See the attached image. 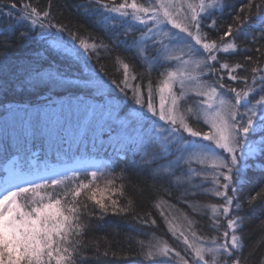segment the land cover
I'll return each instance as SVG.
<instances>
[{
    "label": "trees",
    "instance_id": "1",
    "mask_svg": "<svg viewBox=\"0 0 264 264\" xmlns=\"http://www.w3.org/2000/svg\"><path fill=\"white\" fill-rule=\"evenodd\" d=\"M121 1L101 0V3L115 7L120 5ZM127 1L131 3L134 0ZM142 1L139 0V3H143ZM6 2L18 4L15 12H19L24 4L49 10L54 17V22L59 21L66 25L73 35L79 36L80 40L89 45V49L84 51L80 48V40L75 42L76 50L83 52L82 57H78L75 52H66L53 45L60 40L58 38L70 42L67 32L56 36L48 35L44 38L37 34L38 30H34L25 38H21L19 33L25 25L17 21L15 14L11 19L0 16V45L6 41L11 42L6 53L0 55V85H3L0 87V177L5 163L15 156L19 158L24 168L26 166L31 169L29 160L24 156H29L36 150L40 152V160L35 171L40 170L41 162L47 168L57 164L70 166L55 175L58 179H62L63 183L56 187L37 189L39 196L29 193L27 201L23 197L20 198L21 203L30 204L32 200L41 198L44 203L60 199L62 208L73 205L78 207L81 212V227L84 228L86 225L87 227L84 228L83 235L72 237L73 240H78V244L74 245L78 251L73 254L77 264H160L164 259L160 253L166 246L181 251L183 255L185 245L182 238H176L180 232L192 237V233H195V238L193 237L196 239L195 242L203 240L206 246L215 248L223 244L226 220L218 209L213 210L214 206L220 203L219 199L211 194L215 191V184L213 181H207L209 184L206 185L202 181V174H207L204 170L206 165L181 164L179 169L174 167L173 170H166L163 164L167 162L164 159L158 160L151 169L146 170L138 156L132 153L125 155L114 152L115 146L111 136L116 132L115 126L101 133V138L106 140L109 138L107 141L110 143L97 150L95 155L109 161L104 162L102 168L96 170L95 178L91 176L90 167L75 166L76 159H84L86 155L81 153L80 156V147L73 146L71 141L69 147H65L67 144L63 143V147L57 149L55 145L48 147L35 137L23 135L20 136L21 144L13 143L12 135L26 134L28 127L20 125L17 121L19 113L13 120L8 119L9 112L13 110L15 113L21 109L31 112L32 117L27 123L33 125L30 127L32 129L30 132H36L34 127L37 126L38 119L35 113L47 104L46 91L28 89L22 85L25 69L38 57L44 58L45 66L51 63L54 67L67 72L70 77L80 78V83H83L84 78L93 80L87 87L60 91L56 96L57 99L71 94L92 98L104 104L106 99L120 101L124 94L110 85L111 81L123 79V65L129 63L127 70L129 83L143 85L140 91L145 94L150 85L153 89L154 101H156L163 71L139 55L135 49L133 35H123L126 24L111 26L116 20L108 14V9H101L95 0H6ZM250 3L254 5L251 9L247 7ZM261 4H264V0H215V7L210 10L208 20L205 21L203 34L211 36L209 42L223 41L221 47L231 44L238 46L239 51L228 54L220 52L218 57L221 63H229L232 68H235L237 63L245 65V69L239 70L238 74L242 77L247 75L248 81L247 84L242 81L233 82L228 79L227 72H221L222 80H217L215 73L212 77H207L208 83L212 86L216 87L217 84L224 83L235 87L238 91H247L253 84L251 69L256 66L264 68V58L261 56L264 53V40H252L254 32L257 37L259 36L256 29L260 26L259 19L264 17V10L259 7ZM241 9L244 10L245 23L248 26L237 32L238 25L234 22L241 14ZM250 14L252 19H249ZM210 20L216 21V26L212 29L207 28ZM230 25L233 26L235 36L224 34ZM93 44L97 45L96 49L91 48ZM70 47H73L71 42ZM92 52H95V55H91ZM249 56L253 58L251 62L247 59ZM100 77H103L100 82L108 86L107 97L103 95L98 97L97 90L94 88L93 84ZM259 78L260 74H257L255 79ZM217 89L226 91L225 93L230 95L235 104V93L229 92L227 88ZM256 89L247 100L241 102L242 113L255 104L261 95H264V92L259 91V85H256ZM131 94V92L128 93L129 96ZM144 98H147L146 95ZM127 101L128 104L126 101L121 102L123 108H129L130 112L136 111L137 106ZM197 102L196 98L189 97L188 101L180 103V115H183L187 122H190L189 117L195 121L199 113ZM257 118L259 119V116ZM8 122H12V129L6 133ZM194 127L204 130L206 126L200 120ZM92 134L89 126L88 133L83 137H90ZM252 139L257 144L260 143L259 136ZM217 153L220 155L219 151ZM219 158L222 159V156L220 155ZM73 173L76 175L74 176ZM209 179L213 180L214 176H210ZM81 182L90 184L93 189H101V192L97 193L98 196L112 195V192L104 190L112 189L113 184L110 182H114L116 195L113 198L117 199L126 211L118 215L108 214L102 220L95 218L91 215L93 201L86 198L91 195L90 191L85 194L84 190H81L80 197L71 196L76 185ZM262 182H264V154L255 152L248 158L246 180L239 193L241 200L243 201L249 191ZM121 189H123V195H120ZM206 190L207 192H202ZM77 201H79L78 204ZM84 205L87 207H83ZM146 216L148 223L144 222ZM217 216L220 218L219 223L216 220ZM240 216L239 234L242 240L241 248L235 252V258L240 260V264H264V204L257 203L252 207L245 204ZM153 219L156 220L155 225L151 224ZM173 231L176 236L172 235ZM69 252H72L71 248ZM207 259L209 264H221L220 253H217V259H213L211 254L207 256ZM173 262L178 264L179 260Z\"/></svg>",
    "mask_w": 264,
    "mask_h": 264
},
{
    "label": "snow or ice",
    "instance_id": "2",
    "mask_svg": "<svg viewBox=\"0 0 264 264\" xmlns=\"http://www.w3.org/2000/svg\"><path fill=\"white\" fill-rule=\"evenodd\" d=\"M95 3L101 9H108V14L116 13L127 17L128 13L122 11L125 8L124 4L115 7H110L107 4L101 3V0H95ZM18 4L15 2L7 3L6 0H0V16H7L9 19L15 14L17 21L25 25L19 33L21 38H25L34 30H38L37 34L47 38L48 35L56 36L57 34L68 33V39L73 44L71 49H65L66 52H75L78 57H82L83 52L77 51L75 42L80 40L79 36L73 35L71 30L66 25L59 21L54 22V17L49 10L24 4L19 12H15ZM130 7L134 10L142 12L146 18L137 17L141 25L145 26V33L141 38V42L148 45L153 52L148 51L145 47L143 52L147 55H154L156 59L164 58L167 60L173 59L169 53L171 45L185 42L188 51L187 56H201L203 61H194L197 70V75H188L190 81H199L202 77H212L215 73L217 80H222L221 72H227L230 81H242L247 84L248 77L240 76L239 70L245 69V65L237 63L235 68H232L229 63H221L218 57L220 52L228 54L233 51H239L236 44L227 45L221 48V40H211L210 35H201L205 29V21L208 20V8L215 7V0H201L199 12L192 8L191 16L186 17L184 24L177 23L172 18V14L163 7V16L159 15L160 8L154 10V14L149 8H138L136 3H132ZM191 7V6H190ZM249 9L253 8V4H248ZM264 10V4H261ZM7 8V11H5ZM241 14L234 22L238 25L237 32L247 27L245 17ZM116 17L114 16L113 19ZM253 17L249 15V19ZM153 25H171V29H179L178 35L174 31L163 32L162 29L153 27ZM259 36L252 35V40H264V17L259 19ZM216 26L215 20H210L207 28L212 29ZM226 36H235L233 26L230 25L224 33ZM123 35L127 36L125 31ZM159 37V38H158ZM167 37V39H165ZM119 39V37H117ZM194 41V43H192ZM135 42V41H134ZM11 46L10 41H6L0 45V55L6 53V49ZM80 46L84 51L89 49V45L80 40ZM199 46V47H198ZM92 49H96L97 45H91ZM91 55H95L92 52ZM264 58V53L261 54ZM248 61L253 58L249 56ZM218 66V67H217ZM123 79L111 81V87L117 89L124 94V99L129 100L130 104L136 107L137 120L134 124L138 125V130L134 135L124 136L114 148L116 154L132 153L140 158V163L145 169H151L158 160L167 159L170 167L179 169L182 163H190L193 158H196L201 163L208 158L207 153H216L222 156L219 164L213 168L215 173L213 183L215 191L211 193L219 199V204L214 206V211L217 209L226 220V230L223 232V244L219 247H206L203 240L195 243H190L189 238L184 232H180L177 239L182 238L185 245L184 253L177 251L174 248L164 247L160 253L162 257L167 258L161 261L160 264H168L169 261L179 260L180 264H209L207 256L211 254L213 259H217V253H220L221 264H240V260L235 258L236 250L241 248L242 237L239 234V225L241 216L240 213L245 204L249 207L255 204H264V182L256 188L249 191L244 200H241L239 195L243 182L246 180V170L248 168V158L259 152L264 154V95L255 101L246 112L240 111L242 101L253 94L259 85V91L264 92V68L259 66L251 69L253 84L248 87L247 91H238L235 87H230L224 83L217 84L216 87H209L207 91H197L196 95L207 97L211 100L217 93V88H227L229 92L235 93V104L230 110H216L210 115V119L206 122L208 130L203 128L197 130L194 125L199 121L197 114L196 120L186 122L183 115L177 116L175 111L177 108V99L173 97L172 107H167L165 104L164 93L167 90L172 92L175 83L176 73L168 72L167 79L164 80L163 86L160 88V105L159 109L154 104L153 89L149 85L147 93L140 91L143 85L129 84L128 68L129 63L123 65ZM205 70H207L205 72ZM260 74V78L255 79L256 75ZM99 75V74H97ZM100 77L96 82V90L99 91L103 87ZM93 82L90 78H84L83 83H80V78L70 77V75L59 67H54L51 63L45 66L44 58L38 57L30 62L25 69V75L22 85L25 88L33 90H44L47 92V104L41 113V118L44 122L52 126L72 125L76 122L79 125V134L86 135L89 131V121L94 117V113L81 110V105L85 99L80 96L68 94L60 99H57V94L62 90H70L76 87H87ZM183 84V82H181ZM3 85H0L2 87ZM131 92V96L128 93ZM146 95V99L144 98ZM206 101L202 100L201 103ZM221 105L224 101L220 102ZM209 109L213 107L208 104ZM259 109V112L258 110ZM259 116V119L257 118ZM260 137V143H256L252 138ZM204 142H208L205 144ZM188 160L185 161V156ZM219 169L217 172L216 169ZM75 176L76 173H73ZM91 176L97 177V172L92 171ZM63 183L62 179L44 180L42 183L17 184L14 190L8 191L0 196V264H77L74 253L78 249L74 245L78 244V240H73L72 237L83 235L84 228L81 227L80 217L81 212L78 207L73 205L69 208L61 207V200L54 199L47 203L43 199L32 200L31 203H21L20 198L28 200V194L34 193L39 196L37 189L46 187H56ZM112 189L104 191L112 192V195H97L101 189L91 188L90 184L78 183L72 191V197H80L82 191L85 194L90 191L91 195L87 196L88 200L93 201L91 215L102 220L106 215H118L125 212L126 209L121 207L119 201L114 199L116 195L115 184ZM120 195H123V189L120 190ZM67 202V200L65 201ZM79 201H77V204ZM83 207H87L84 205ZM219 223V216L216 217ZM145 223H148L147 216ZM151 224L155 225L156 220H151ZM176 236L175 231L172 232ZM195 238V233H192ZM213 243H218L213 241ZM69 248L72 252H69Z\"/></svg>",
    "mask_w": 264,
    "mask_h": 264
},
{
    "label": "rangeland",
    "instance_id": "3",
    "mask_svg": "<svg viewBox=\"0 0 264 264\" xmlns=\"http://www.w3.org/2000/svg\"><path fill=\"white\" fill-rule=\"evenodd\" d=\"M143 3H139V0H134L131 3L127 0H122L120 4H124L125 8L122 11H125L128 13L127 17L121 16L116 13H112V18L115 16L116 18L113 20L114 24H111L112 27L119 25V24H126L125 29H123V33L127 31L128 35H133L135 40V49L137 52H139V55L142 56L145 60H147L151 65L158 67V69L163 71V79L162 83L159 85L158 88V96L156 98V101H153L157 109H159L160 105V88L163 86V82L165 79H167V73L168 72H174L176 73L175 76V83L172 88V92L169 93L167 90L164 93L165 96V104L167 107H172V99L175 97L177 99V108L178 110L175 111V114L179 117L180 115V103L182 101H188L189 97H194L198 100L197 107H198V116L199 121L201 120L202 123L206 126L204 128V131L208 130L207 121L210 119V115L214 113L216 110H223L224 112H227L232 108L234 105V101H232V98L230 95L225 93L226 91H222L217 89L216 95L209 100L207 97H200L197 96V91L205 90L209 87H214L210 83H208L207 76L202 77L199 81H190L188 79V75L196 76L197 70L195 67L194 61H203V57L201 56H187L185 53L188 51V47L186 46L185 42H180L174 45H171L169 48V53L173 57L171 60H167L164 58L156 59L154 55H147L143 52L145 47H148L149 52H153L154 50L150 47V42L148 45H145L141 42V38L143 34L145 33L146 29L144 25H141L137 17L140 18H146L145 15L142 12H139L138 10H134L130 7L132 3H136L138 8H149L150 12L154 14V10L156 8H160L159 15L163 16V7H161V3L163 6L167 8V10L172 14V18L176 20L177 23L184 24L186 22V17L191 16L192 14V8H195L197 12H199V5L201 3V0H143ZM191 6V7H190ZM212 8H208L207 10V16L209 15L210 10ZM129 21V22H128ZM153 27L162 29L163 32H169L171 34V31H174L178 35H183L179 33V29H171V25H168L165 27L164 25H153ZM171 30V31H170ZM201 35H204L203 32L200 33ZM125 36V35H124ZM159 38V37H158ZM60 40H57L53 45L56 48L65 50L71 49L70 42L66 40H62L61 38H58ZM167 39V37H165ZM209 42V41H207ZM194 43V41H192ZM199 47V46H198ZM81 48V47H80ZM223 48V47H221ZM207 70H205L206 72ZM183 82V84L181 83ZM130 84V83H129ZM94 88L96 89V86L99 87V84L96 82L93 84ZM103 87L100 88L97 92L98 97H107V88L108 86L105 84H102ZM101 94V95H100ZM81 99H85V102L83 105H81V110L83 111H89L91 113H94V117L90 119L88 127H91V131L93 134L90 137L84 138L82 135L79 134V125L76 122H73L72 125H63V126H52L49 123H46L41 118V113L44 110L45 106H43L41 109L36 111V118L38 121L36 122L37 126L36 132H30L32 129V124H28L29 119L32 117V113L29 112L26 109H21L19 111H16L13 113V110L9 112L7 118L10 120H13V118L16 116L17 113H19V116L16 118L20 125L28 127V133L21 134L19 133L17 136L15 134L12 135V141L14 144H21L20 136L28 135L29 137H35L38 141H42L46 146L55 145L58 147L57 149H60L63 147L64 144H67L65 147H69L70 141L73 142V146L80 147L79 152L80 156L81 153L83 155H86L84 159L77 158L75 161V166L77 167H90L92 171H96L102 168L104 165V162H108V159L104 158H98L95 155V152L99 150L101 147H105L109 145V138L107 140L105 138H101V133L105 130H108L110 127L115 126L116 132L114 135H112V141L114 142V146L117 145V143L123 139L124 136L127 135H134L138 130V125L134 124V121L137 120V112L133 111L130 112L129 108L124 109L121 102H125L128 104L127 99H124L122 97L120 101L111 100L108 101L106 99V104L100 103L99 101L96 102L92 98H84L83 96H80ZM103 100V99H102ZM206 101L205 103H201V101ZM221 101H224V104L221 105ZM190 104V103H188ZM208 104H212L213 107L209 109ZM190 107V106H189ZM259 112V109H258ZM197 116V115H196ZM196 120V119H195ZM187 122V121H186ZM12 122H8V129L6 133H9L12 129ZM33 128V129H34ZM198 130V128L196 127ZM76 132V134H75ZM12 133V132H11ZM35 134V135H34ZM62 136V138H60ZM115 137V138H114ZM16 139H20L17 141ZM69 142V143H68ZM64 143V144H63ZM207 144L208 142H204ZM62 145V146H60ZM28 147V146H27ZM64 147V148H65ZM39 150H36L33 154L27 156L25 155L24 158L29 160V165L32 167L29 169L28 167L21 165L19 158L16 156L7 161L2 169L3 174L0 177V196L3 194H6L10 190H14L17 184H25L28 183H38L43 182L44 180H51L53 178L58 179L55 175L62 172V170L68 169L70 166L57 164V165H51V167L47 168L43 162L40 163L41 167L39 171H35L36 166L39 162ZM208 158L204 159L201 163L196 158H193L190 163H182V164H193L195 166H205L204 170L207 172L210 176H215V173H213V168L219 164L221 158L218 153H207ZM122 156V155H121ZM164 160V159H163ZM188 160V156H185V161ZM167 163H164L163 166H165L166 170H173L174 167H170L169 161L165 159ZM103 164V165H102ZM218 169V168H217ZM216 171L218 172L219 169ZM35 171V172H33ZM207 174H202V181L208 185L209 183L207 181H213L212 179H209L210 176ZM208 191H210V188H208ZM202 192H207L202 191ZM189 238L190 243H195L196 239H193L192 236L187 235ZM206 246V245H205ZM206 247H213V246H206ZM167 258L164 257L163 261ZM173 261H169L168 263ZM180 264V262L178 263Z\"/></svg>",
    "mask_w": 264,
    "mask_h": 264
}]
</instances>
